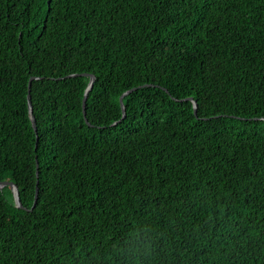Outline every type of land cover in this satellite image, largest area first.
Here are the masks:
<instances>
[{
	"label": "trees",
	"instance_id": "1",
	"mask_svg": "<svg viewBox=\"0 0 264 264\" xmlns=\"http://www.w3.org/2000/svg\"><path fill=\"white\" fill-rule=\"evenodd\" d=\"M2 180L0 264H264V0H0Z\"/></svg>",
	"mask_w": 264,
	"mask_h": 264
},
{
	"label": "water",
	"instance_id": "2",
	"mask_svg": "<svg viewBox=\"0 0 264 264\" xmlns=\"http://www.w3.org/2000/svg\"><path fill=\"white\" fill-rule=\"evenodd\" d=\"M69 76H71V75H69ZM89 76H90V80H89V83H88V85H87V87L85 89L84 96H83V99H82V111H83L84 118H85V114H86V112H85V102H86L87 93L91 89L92 84H93V81H94V75L90 74ZM32 79H33V77H30L29 78V81H28V86H27V102H28V110H29V115H30V119H31V124H32L33 130L36 133L35 118H34V115L32 113L31 98H30V93H29L30 92V85H31V80ZM134 89H136V88L129 89V90L125 91L120 96V98H119L120 106H121V109H122V117L125 116L124 106L122 104V97L124 95L128 94L129 92H131ZM186 100H191L193 102V112L196 113V106H197L196 105V102L193 101L192 98H186ZM85 121H87L86 118H85ZM36 140H37V136H36ZM38 177H39V171H38V167H37V164H36L35 192H34L33 203L31 205V207L29 208V210H32L33 207L35 206V202H36V199H37V196H38V181H39L38 180ZM5 186H9V188H10V190L12 192L13 198H14L15 205L17 207L25 208L22 205L21 201H20L17 184L15 182H13V181H8V180H2V181H0V189H2Z\"/></svg>",
	"mask_w": 264,
	"mask_h": 264
}]
</instances>
